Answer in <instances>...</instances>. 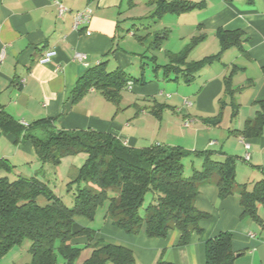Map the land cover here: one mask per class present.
Here are the masks:
<instances>
[{"label": "crops", "instance_id": "0c3cea01", "mask_svg": "<svg viewBox=\"0 0 264 264\" xmlns=\"http://www.w3.org/2000/svg\"><path fill=\"white\" fill-rule=\"evenodd\" d=\"M56 1L66 7L61 15ZM188 1L199 2L201 6L179 15L173 13L182 32L181 43L194 34L202 39L187 51L180 70L172 69L168 76L163 75L165 80L177 76L187 86L178 99L171 100L172 96L167 99L172 103L168 106L159 99L163 95L161 85L153 81L147 84L129 80L118 103L107 100L93 88L76 99L71 96L78 78L89 67L105 62L106 69L123 68L125 55L118 51L117 39L124 31H131L124 30L122 23L125 0H0V108L26 126L47 118L55 128L110 132L124 144L137 148L164 144L190 151L212 149L217 160L227 155L236 159V188L244 185L252 189L262 177L259 168L264 165V131L252 138L229 131L242 129L259 109L257 102L264 100V0ZM85 8L90 10V20L76 27L75 14ZM218 29L239 31L240 47L224 50L218 59L184 76L185 63L200 61L221 50ZM185 46L168 50V60L170 54L180 53ZM48 50L55 51L51 60L38 62ZM78 52L84 54L83 60L76 59ZM172 71L173 77L169 74ZM227 76L231 96L225 93ZM175 90L178 92V87ZM232 103L238 105L235 116ZM154 111H160V117ZM217 113L221 117L218 125L203 122V118ZM158 130L162 135L154 137ZM22 134L16 138L0 130V158L14 166L8 174L38 175L42 179L40 175L47 173V166H41L31 143L22 140ZM244 141L250 144L248 160L244 159ZM85 158L83 153L64 157L56 167L59 179H74ZM239 171L242 175L246 173L245 178L237 180ZM37 201L47 203L42 196ZM194 206L207 216L199 221L201 232H193L185 245L179 244L180 232L176 228L170 229L165 237H148L143 230L126 233L113 225L105 210L98 228L90 227L96 214L91 220L75 216L73 231L89 227L93 232L90 239L85 235L72 237L70 244L87 245L82 250L86 255L91 245H121L132 251L134 264H153L160 258L174 264H206V240L220 231H229L234 253L232 264H264V204L257 205L258 220L242 216L237 193L219 198L215 183L205 181L198 185ZM12 250L13 247L0 259V264L4 260L8 264L30 260L25 255L24 262H15L17 249Z\"/></svg>", "mask_w": 264, "mask_h": 264}, {"label": "trees", "instance_id": "16d2710c", "mask_svg": "<svg viewBox=\"0 0 264 264\" xmlns=\"http://www.w3.org/2000/svg\"><path fill=\"white\" fill-rule=\"evenodd\" d=\"M133 4V0H129ZM154 16L164 13H183L199 8L201 3L188 0H156ZM133 35H136L133 33ZM216 35L221 50L200 61L185 63L182 74L186 77L204 64L218 59L220 53L230 47H240L241 33L218 29ZM139 39L141 36H137ZM202 36L186 46L178 54H170L171 64L157 65L164 68L168 76L170 70H180L186 53L198 43ZM173 63V64H172ZM175 79L178 77L175 76ZM148 81L133 78L123 68L108 71L105 62L89 67L77 80L71 91L73 99L93 88L107 100L118 103L120 92L127 82ZM189 82V80H188ZM225 93L232 95L230 76L224 80ZM255 116L246 121L240 130L229 132L243 138L260 136L264 131V100L258 101ZM235 116L238 105L232 103ZM160 117V111L153 112ZM220 113L203 118L209 125H218ZM0 130L16 138L22 133V140L29 141L41 166L57 167L62 159L83 153L84 162L77 176L67 182L74 189L73 205L67 206L55 193L54 187L38 175L17 176L9 179L13 165L0 158V259L14 246L29 241L30 260L23 264H74L84 246H74L70 240L74 236L91 238L92 229L84 227L73 231L75 216L92 219L97 208L105 202V213L113 225L126 233L135 234L141 230L148 237H165L176 228L180 232L179 244L190 241L193 232H201L199 221L207 214L197 210L194 200L198 185L213 181L218 188V197L225 198L237 193L242 216L258 220L257 205L264 204V165L259 169L262 177L248 190L244 185L236 188L233 156L223 160L213 157L215 150H185L181 146L151 144L133 147L124 144L110 132L93 129L55 128L51 119H41L34 125L26 126L15 120L0 108ZM196 156L201 158V167L185 172L183 160ZM4 174V175H2ZM152 196L144 206L147 194ZM44 197L46 204H39L38 197ZM143 208V213L140 210ZM89 255L80 264H134L132 251L124 246L103 243L91 245ZM206 264H232V236L229 231H220L205 242ZM57 255L61 256L59 263ZM153 264H174L158 259Z\"/></svg>", "mask_w": 264, "mask_h": 264}, {"label": "rangeland", "instance_id": "374dc122", "mask_svg": "<svg viewBox=\"0 0 264 264\" xmlns=\"http://www.w3.org/2000/svg\"><path fill=\"white\" fill-rule=\"evenodd\" d=\"M133 1V4L130 3L128 5V0H125V10L122 17L123 27L125 28L124 30L129 29L132 34L129 31H124V34L117 39L119 48L118 51L125 55L124 61L121 60L123 62L121 65L123 69L133 78H140L141 80L148 81L147 84L152 81L159 83L161 85L160 89L163 93L159 99H162L168 106H170L169 104L172 103L167 99L171 96V100L178 99L183 89L187 86L183 84L179 78L178 80L163 79L164 68L157 67V65L171 64L170 59L168 60L169 57L167 58V55H169L167 51H176L179 50L183 44L186 46L192 44L194 42V38L196 40L198 35L194 34L193 37L186 38L185 42L181 43L180 36L182 32L180 27L176 25L177 23L175 22L177 19L176 15H179L180 13L176 15L173 13H164L161 17H157L153 15L156 8V0ZM133 33L136 35H133ZM137 36H141V38L139 39ZM112 68H115V66H109L107 70H111ZM169 74L171 77L175 75L173 71ZM177 87L179 89V93L175 90ZM161 135L162 133L158 130L154 137ZM198 161H201V158L196 156H192V158H185L183 160L185 172H190L192 166L196 168V165L198 166ZM46 166L47 173L40 176L54 187L55 193L67 206H72L74 189L68 188L67 182L69 179H59L60 177L56 174L57 168L51 165ZM241 173L242 172L240 171L237 173V180H239V178H245L246 173H244V175ZM7 176L10 180L16 177L13 173L7 174ZM249 180L251 182L252 177ZM151 197L150 193L146 195L144 206L150 202ZM106 203L107 202L97 208L96 218H94L91 222V228H98V226L102 223ZM140 212L143 213V208ZM29 244L28 240H24L22 244L13 247V250L17 249V256L13 259L15 262H24V256H30L28 252ZM87 256L88 254L86 255L82 252V254L75 259L74 264H80ZM57 260L59 263L63 261L59 255H57ZM5 262L6 264L9 263L7 260H4V262L1 263L4 264Z\"/></svg>", "mask_w": 264, "mask_h": 264}, {"label": "built area", "instance_id": "2783aa9c", "mask_svg": "<svg viewBox=\"0 0 264 264\" xmlns=\"http://www.w3.org/2000/svg\"><path fill=\"white\" fill-rule=\"evenodd\" d=\"M56 5H57L58 13L60 15L63 14L66 11V7L61 2L56 1ZM90 17H91L90 10L88 8H85V9H83L81 11H78L75 14V23H74V25L77 27L80 24H86V23L89 22ZM54 54H55L54 50H48L38 59V62H40V63L49 62ZM75 57L78 60H83L85 58L84 54L80 53V52L76 53ZM185 103L188 104V101L185 100ZM243 145H244V149L246 151V153L244 155V159L248 160L249 159L248 150L250 149V144L247 141H244Z\"/></svg>", "mask_w": 264, "mask_h": 264}]
</instances>
